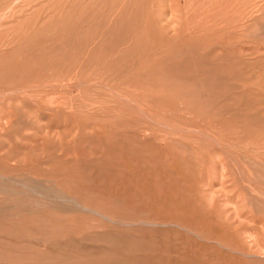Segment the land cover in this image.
I'll use <instances>...</instances> for the list:
<instances>
[{
	"label": "rangeland",
	"instance_id": "obj_1",
	"mask_svg": "<svg viewBox=\"0 0 264 264\" xmlns=\"http://www.w3.org/2000/svg\"><path fill=\"white\" fill-rule=\"evenodd\" d=\"M0 264H264V0H0Z\"/></svg>",
	"mask_w": 264,
	"mask_h": 264
}]
</instances>
